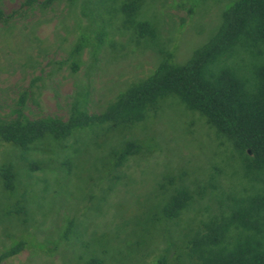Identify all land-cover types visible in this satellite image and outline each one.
Returning <instances> with one entry per match:
<instances>
[{
    "label": "rangeland",
    "instance_id": "1",
    "mask_svg": "<svg viewBox=\"0 0 264 264\" xmlns=\"http://www.w3.org/2000/svg\"><path fill=\"white\" fill-rule=\"evenodd\" d=\"M25 1L1 0L13 19L8 31L0 25V121L16 120L24 91L28 121L67 123L78 100L88 116L104 114L169 54L187 62L236 0H148L138 21L150 23L154 39L140 37L136 24L124 26L120 10L128 0H51L45 9L38 5L47 0H35L29 10ZM81 34L92 42L73 73L71 51ZM128 142L140 153L116 168ZM8 163L16 181L11 194L0 185V255L16 243L28 248L0 264H158L163 255L179 264L189 241L225 210L221 201L248 196L231 146L172 96L140 124L91 123L28 152L0 142V167ZM181 188L194 202L167 222L162 209Z\"/></svg>",
    "mask_w": 264,
    "mask_h": 264
},
{
    "label": "trees",
    "instance_id": "2",
    "mask_svg": "<svg viewBox=\"0 0 264 264\" xmlns=\"http://www.w3.org/2000/svg\"><path fill=\"white\" fill-rule=\"evenodd\" d=\"M74 1L70 0V5ZM147 1L128 0L120 12L127 19L125 27L136 24L140 37L154 39L155 29L150 23L138 21ZM34 3L35 0H26L23 8L32 9ZM50 4L51 0H47L38 6L45 9ZM12 19L13 16L7 18L3 13L0 0V25L4 30L11 29ZM91 42L86 34L79 36L71 51L73 73L78 71L82 52ZM170 56L150 77L121 93L100 116H88L81 111V103L85 105L86 101L78 100L67 123L53 119L28 121L23 115L28 92H22L13 112L16 120L0 121V142L28 152L44 139L66 140L91 123L140 124L149 119L162 100L176 97L189 111L205 119L219 140L231 146L242 170L241 194L248 196L227 197L231 205L223 206L221 201L219 209L225 210L204 225V231L189 241L183 255H178L182 259L175 261L264 264V0H236L223 13L214 37L187 62L176 64ZM233 56L239 60L235 64L229 62ZM138 153V144L128 142L116 160V168ZM15 181L13 164L2 165V192L13 193ZM193 202L188 188H181L168 199L162 215L167 222L176 221ZM175 223L178 225L179 221ZM26 248L25 242L14 244L0 255V263L19 256ZM162 263L167 264L164 255L158 259V264Z\"/></svg>",
    "mask_w": 264,
    "mask_h": 264
}]
</instances>
